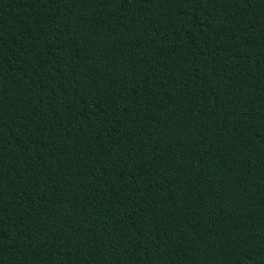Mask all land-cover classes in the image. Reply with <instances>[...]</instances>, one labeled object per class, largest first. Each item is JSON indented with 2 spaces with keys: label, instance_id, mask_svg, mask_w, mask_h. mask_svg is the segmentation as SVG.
<instances>
[{
  "label": "trees",
  "instance_id": "trees-1",
  "mask_svg": "<svg viewBox=\"0 0 264 264\" xmlns=\"http://www.w3.org/2000/svg\"><path fill=\"white\" fill-rule=\"evenodd\" d=\"M0 264H264V0H0Z\"/></svg>",
  "mask_w": 264,
  "mask_h": 264
}]
</instances>
